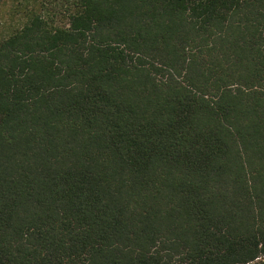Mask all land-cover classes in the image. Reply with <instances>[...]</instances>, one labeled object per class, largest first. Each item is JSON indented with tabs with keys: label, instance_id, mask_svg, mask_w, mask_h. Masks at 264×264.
<instances>
[{
	"label": "trees",
	"instance_id": "1",
	"mask_svg": "<svg viewBox=\"0 0 264 264\" xmlns=\"http://www.w3.org/2000/svg\"><path fill=\"white\" fill-rule=\"evenodd\" d=\"M12 1L0 264H264V0Z\"/></svg>",
	"mask_w": 264,
	"mask_h": 264
},
{
	"label": "rangeland",
	"instance_id": "2",
	"mask_svg": "<svg viewBox=\"0 0 264 264\" xmlns=\"http://www.w3.org/2000/svg\"><path fill=\"white\" fill-rule=\"evenodd\" d=\"M16 6H17V2L15 1L14 3L12 0H10L4 5V8L2 9V13L0 14L1 24H3L4 22L8 23V22L15 21V19L17 18L16 11H18L16 10ZM0 29H1V26H0Z\"/></svg>",
	"mask_w": 264,
	"mask_h": 264
}]
</instances>
